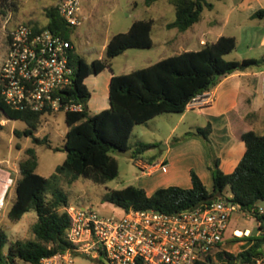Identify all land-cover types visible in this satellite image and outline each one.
<instances>
[{
	"label": "trees",
	"instance_id": "trees-1",
	"mask_svg": "<svg viewBox=\"0 0 264 264\" xmlns=\"http://www.w3.org/2000/svg\"><path fill=\"white\" fill-rule=\"evenodd\" d=\"M7 0H0L5 5ZM159 0H145L147 7ZM175 7L176 19L167 25L168 29L185 32L197 24L205 9H213L214 0H169ZM48 23L44 27L33 25L36 30L50 29L62 34L73 44L71 34L74 27L67 24L58 6L46 11ZM264 17V10L254 14ZM153 19L136 20L127 32L114 34L105 50L104 59L89 62L74 49L72 61L76 73L72 87L67 92L77 103H83L82 112H65L70 129L65 138L67 158L50 177L37 173L38 154L35 147L26 149L27 158L20 165L21 178L15 184L16 198L8 211L10 221L19 222L24 215L34 211L37 220L33 225L34 238L17 239L11 242L9 252L6 229L0 227V264H39L42 259L65 252L70 248L66 233L70 227L67 212L69 196L61 187L65 178L73 184L80 177L96 184H106L119 175V162L114 156L118 151H131L132 159H138L153 144H130L131 135L137 125L146 124L164 113H184L196 98L212 91L227 75L245 71L264 63V59L228 60L238 40L234 36H221L214 43H207L199 50L184 51L127 74L113 75L109 83V108L91 114L88 102L91 92L86 79L112 69V61L129 49H150L154 46ZM10 40V36H9ZM1 91V89H0ZM0 110L11 120L26 123L25 130H16L19 137L32 138L35 145L49 144L47 137L41 139L36 133L44 112L15 110L4 102L0 93ZM213 128L209 123L187 132L183 138H202L208 148V166L213 175V190L210 191L200 176L191 171L192 187L170 186L159 188L152 195L136 186L108 190L104 200L125 211L152 209L163 213H174L192 208L206 200L231 192L233 202L244 213L252 214L260 222V234L235 238L228 244L243 242L244 249L238 254L227 250L215 258L242 264H253L264 257V214H259L258 201L264 199V134H258L242 120L232 122V134L246 144V152L231 173L221 168V159L213 147ZM181 141V140H179ZM178 140L175 143L179 142ZM103 262V260L99 259Z\"/></svg>",
	"mask_w": 264,
	"mask_h": 264
},
{
	"label": "built area",
	"instance_id": "built-area-1",
	"mask_svg": "<svg viewBox=\"0 0 264 264\" xmlns=\"http://www.w3.org/2000/svg\"><path fill=\"white\" fill-rule=\"evenodd\" d=\"M57 6L69 26L82 24V0H59ZM9 36L0 72V93L6 105L46 114L82 112L85 105L67 94L76 73L72 42L60 33L36 30L27 23L18 24ZM158 167L167 171L165 164ZM141 168L143 174H151L149 166ZM1 180H8L10 187L14 184L12 174L3 168ZM227 193L174 213L121 208L122 215L110 216L92 206H69L71 222L66 238L70 248L39 264H75L78 256L110 264H208L227 250L229 240L253 235L248 228H231L233 215L242 211L231 192ZM259 207V214H264V207ZM253 264H264V257Z\"/></svg>",
	"mask_w": 264,
	"mask_h": 264
},
{
	"label": "rangeland",
	"instance_id": "rangeland-1",
	"mask_svg": "<svg viewBox=\"0 0 264 264\" xmlns=\"http://www.w3.org/2000/svg\"><path fill=\"white\" fill-rule=\"evenodd\" d=\"M58 2L59 0H7L5 5L0 2V72L3 60L8 52L10 32L20 23L38 25L40 27L46 26L48 23L46 11L53 6H57ZM159 4V6L165 5L168 7L165 19L174 21L176 19L175 7L169 4L168 0H161ZM84 5L87 6L88 16L82 21L80 26L73 28L71 38L78 52L82 53L90 62L95 59L105 58L103 47L105 41L116 33L127 32L133 21L150 18L157 20L153 28L154 46L152 48L129 49L112 61V69H106L99 75H92L97 80L98 96L104 100L105 107L109 108L108 77L112 73L114 75L127 74L134 70L148 67L161 59L177 54V51H181L177 50L178 48L174 44H165L168 39H174L179 36V30L165 28L163 26L164 20L156 12L157 7L150 9V7L145 5L144 0H84ZM221 29V27H218V30ZM212 37L208 38L213 39ZM199 44V40H196L190 49L199 50ZM89 50H91L90 53L88 52ZM226 59L242 60V44L239 49L227 55ZM181 116L182 113H164L146 124L137 125L131 135L130 144L132 146L137 143L153 144L156 147L153 148L152 154L161 155L165 153L169 145L167 144V137L173 127L179 123ZM197 120L202 125H206L203 117L197 115V111H190L178 125L176 132L168 143L172 147H179L187 141L198 139L203 143L208 157V148L202 138H183L185 132L188 131V124ZM26 128L25 122L8 119L0 110V168L10 172L14 179V184L9 189L4 201V207L0 213V227L5 228L8 234V243L4 248L6 254L9 252L11 242L17 239L28 240L34 237L33 224L37 219V214L34 211L24 215L16 223L8 218V211L16 198L15 184L21 178L19 165L27 158L26 149L30 147L36 148L38 154L36 171L44 177L53 175L67 158L65 138L70 127L66 122V113L64 111L45 115L41 119L36 135L41 139L47 137L49 140L48 145H35L32 138L27 136L19 137L15 134L16 130L22 131ZM221 136L222 133H217L216 139L213 141L215 151V146L219 141L221 142ZM177 140L181 141L175 143ZM114 156L119 162V175L106 184H96L88 178L80 177V179L70 185L65 178L63 179L61 187L69 196L70 206H92L103 215H122L121 208L104 200L108 190L136 186L143 188L147 192L152 191L156 186V179L149 177L148 174H143L142 166L137 159H129L119 153H114ZM159 168L161 170V167ZM204 183L210 187L211 179L205 178ZM226 194L228 193L225 192ZM231 228L240 230L248 228L251 229L253 234H256L259 230L257 219L244 212H237L233 215ZM244 247L243 242H235L228 244L226 249L233 254H238ZM261 251L264 253V246ZM234 262L224 257L223 260L215 258L208 264H234ZM17 264L28 263L17 261ZM75 264L107 263L78 256Z\"/></svg>",
	"mask_w": 264,
	"mask_h": 264
},
{
	"label": "crops",
	"instance_id": "crops-1",
	"mask_svg": "<svg viewBox=\"0 0 264 264\" xmlns=\"http://www.w3.org/2000/svg\"><path fill=\"white\" fill-rule=\"evenodd\" d=\"M160 1L151 6L150 9L157 7L156 12L164 20L163 26L167 28V25L175 20L167 21L165 19L168 7L159 6ZM130 3L132 2L130 1ZM168 3L171 4L169 0ZM213 4V9L203 11L201 20L197 24L185 32L179 31V36L168 39L165 44L177 46V50H181L177 51L179 54L184 51H191L190 48L196 40H199L201 49L207 43L216 42L221 36H234L238 40L236 49H239L242 44V60L264 59V17H254L257 11L264 10V0H214ZM80 15L82 21L88 16L84 0H82ZM150 19L154 20L155 26L157 20ZM218 27L222 29L218 30ZM230 31L232 33H227ZM111 37L103 45L104 53ZM74 49L86 58L78 52L75 45ZM88 52L90 53L91 50ZM113 75L112 73L108 77L109 83ZM85 82L91 92V99L88 102L90 113L95 114L108 108L105 107L104 100L98 96L96 78L90 76ZM190 111H197V115L203 117L206 125H202L199 120L191 121L185 134L211 123L213 128L212 142L216 139L217 133H222L221 142L219 141L215 146L216 153L221 159V168L226 173L233 172L246 152V144L237 140L232 134V122L235 119L242 120L258 134H264V63L223 77L212 91L200 95L182 113L179 123L173 127L167 137V144L169 145L165 153L161 155L152 154L153 149H150L137 159L141 166L150 167L151 174L148 176L156 179V186L152 191H146L148 195H152L159 188L192 187L191 171H195L203 182L205 178L211 179L210 187L204 184L210 191L213 190V175L208 167L207 152L203 143L198 139L187 141L179 147H172L168 143L178 125ZM162 164L167 166V172H163L158 167ZM258 232L253 235H258ZM235 263L239 264V262ZM242 264L245 263L242 262Z\"/></svg>",
	"mask_w": 264,
	"mask_h": 264
},
{
	"label": "bare ground",
	"instance_id": "bare-ground-1",
	"mask_svg": "<svg viewBox=\"0 0 264 264\" xmlns=\"http://www.w3.org/2000/svg\"><path fill=\"white\" fill-rule=\"evenodd\" d=\"M10 187V182L8 180H1L0 181V205L2 204L4 200V195L6 190Z\"/></svg>",
	"mask_w": 264,
	"mask_h": 264
},
{
	"label": "water",
	"instance_id": "water-1",
	"mask_svg": "<svg viewBox=\"0 0 264 264\" xmlns=\"http://www.w3.org/2000/svg\"><path fill=\"white\" fill-rule=\"evenodd\" d=\"M119 154L128 157L129 159H132V152L131 151H118ZM258 206L264 207V199H261L257 203ZM105 263L110 264L108 261L104 260Z\"/></svg>",
	"mask_w": 264,
	"mask_h": 264
}]
</instances>
